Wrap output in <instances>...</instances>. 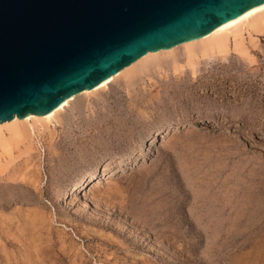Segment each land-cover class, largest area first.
I'll return each instance as SVG.
<instances>
[{"label": "rangeland", "instance_id": "rangeland-1", "mask_svg": "<svg viewBox=\"0 0 264 264\" xmlns=\"http://www.w3.org/2000/svg\"><path fill=\"white\" fill-rule=\"evenodd\" d=\"M244 37L108 133L3 152L0 264H264V35Z\"/></svg>", "mask_w": 264, "mask_h": 264}, {"label": "water", "instance_id": "water-1", "mask_svg": "<svg viewBox=\"0 0 264 264\" xmlns=\"http://www.w3.org/2000/svg\"><path fill=\"white\" fill-rule=\"evenodd\" d=\"M264 0H0V124L49 113Z\"/></svg>", "mask_w": 264, "mask_h": 264}, {"label": "bare ground", "instance_id": "bare-ground-1", "mask_svg": "<svg viewBox=\"0 0 264 264\" xmlns=\"http://www.w3.org/2000/svg\"><path fill=\"white\" fill-rule=\"evenodd\" d=\"M245 33L248 34L251 44H255L264 35V3L252 7L237 19L225 22L203 35L148 52L113 75L107 83L89 87L71 96V99L65 100L63 105L49 113L27 115L23 119L15 117L11 121L1 123L0 160L4 153L11 155L12 148L16 146H24L32 150L44 137L48 138L52 145L58 137L56 132L58 128L73 127L75 124L90 129L94 127L97 129L96 136L103 130L108 133L118 128L117 117L120 113H130L132 104L142 102L155 91L159 97L177 94L179 91L174 87L185 86L188 82L187 76L197 73L199 65L202 66L212 57L225 56L231 51L247 54V47L244 45ZM122 77L128 80L123 88H118L117 92L104 96V90ZM117 95H121L120 98ZM93 96L98 97L97 101L94 100L93 103L84 101ZM117 104L122 105L119 110L116 109ZM88 111L89 115L86 114ZM52 124L53 128L50 127Z\"/></svg>", "mask_w": 264, "mask_h": 264}]
</instances>
